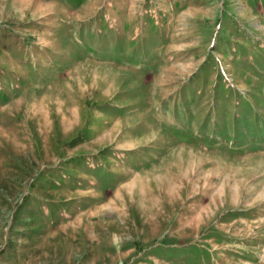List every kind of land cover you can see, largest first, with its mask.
I'll return each instance as SVG.
<instances>
[{
    "label": "rangeland",
    "instance_id": "rangeland-1",
    "mask_svg": "<svg viewBox=\"0 0 264 264\" xmlns=\"http://www.w3.org/2000/svg\"><path fill=\"white\" fill-rule=\"evenodd\" d=\"M0 264H264V0H0Z\"/></svg>",
    "mask_w": 264,
    "mask_h": 264
}]
</instances>
